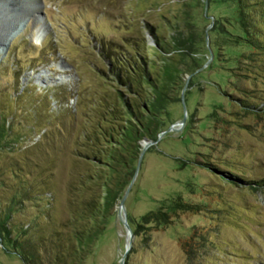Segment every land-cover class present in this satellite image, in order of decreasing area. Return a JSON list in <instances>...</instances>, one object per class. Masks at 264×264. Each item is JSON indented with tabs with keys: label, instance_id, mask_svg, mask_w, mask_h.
I'll use <instances>...</instances> for the list:
<instances>
[{
	"label": "rangeland",
	"instance_id": "obj_1",
	"mask_svg": "<svg viewBox=\"0 0 264 264\" xmlns=\"http://www.w3.org/2000/svg\"><path fill=\"white\" fill-rule=\"evenodd\" d=\"M22 1L12 0L10 4L0 0V26H5L1 24L4 20L14 23L3 32L5 46L0 50L1 103L5 104L8 95L28 87L27 95L7 104V112L15 115L13 130L22 137L18 145L22 149L39 139L36 131H30L34 123L27 115L30 110L39 104L40 119L48 121L44 117L46 95H55L51 103H58L61 114L67 116L75 106L79 80L81 88L89 90L102 83L96 69H107L97 56L98 44H94L92 35L118 39L123 32L121 28L114 29L121 24V11L143 30L145 24L163 22L159 19L174 15L178 9L176 0H37L30 6L39 8L38 12H31L37 20L34 23L24 8H18L23 7ZM226 1L190 0L191 19L200 40L195 58L202 65L183 77L185 123L181 124L184 111L180 94V101L169 108L167 132L146 147L124 202L127 222L128 216L141 222L147 212L177 196L198 205L199 211L178 213L168 224L142 225L134 237L131 227L130 234L122 224L117 206L83 264H120L127 248L123 264H264V116L255 114L264 111V79L256 78L253 86V75H238V69L230 72L229 67L238 66L234 50L215 45L220 40L230 43L231 37L223 26L229 13ZM133 3L143 11L134 12L130 6ZM41 25L46 32L38 37ZM228 30L235 32L230 27ZM171 34L170 29L167 35ZM147 40L152 43L150 35ZM244 66L239 65L241 72ZM230 81L238 89L255 92V98L233 93ZM238 98L248 100L251 109L239 108ZM66 119L67 127L59 139L55 125L46 129L56 130L50 139L56 140L58 148L69 151L77 129L70 117ZM69 126L73 129L69 130ZM42 142V149L49 148V142ZM51 153H55L54 149L47 152ZM64 161L57 156L53 168L57 198L50 217L55 223L63 217L61 206L69 166ZM200 161L214 165L215 169L203 168ZM222 164H230L235 170L228 171ZM225 171L234 177L224 174ZM34 173L39 174L40 170ZM26 178L31 180V176ZM0 182L8 188L13 178L6 172ZM6 188L0 185L1 203L10 196ZM14 219L25 228L32 222L44 221L33 202L23 204ZM191 236L196 241L191 242V247L185 246ZM189 252L195 254L192 263ZM0 264L25 263L0 242Z\"/></svg>",
	"mask_w": 264,
	"mask_h": 264
},
{
	"label": "trees",
	"instance_id": "obj_2",
	"mask_svg": "<svg viewBox=\"0 0 264 264\" xmlns=\"http://www.w3.org/2000/svg\"><path fill=\"white\" fill-rule=\"evenodd\" d=\"M226 3L229 13L223 19V26L231 37L230 43L221 40L216 43L215 38V45H226L234 50L238 66L229 67V71L238 69V75H253L251 85L254 86L256 78L264 79V0H227ZM175 4L178 9L174 15L159 19L165 24H145L142 30L121 11V24L114 29L121 28L123 32L118 39L92 35L94 44H98L97 56L107 69H96L102 83L89 90L81 88L79 80L75 106L68 110V117L61 114L58 103L55 106L51 103L55 95H46L48 104L44 117L48 121L40 119L39 104L27 114L34 122L30 131H36L39 136L31 146L25 149L18 146L22 137L13 130L16 118L13 112H7V104L27 95L28 87L8 95L5 104L0 101V177L7 172L13 178L8 188L0 182L10 193L7 200L0 201V242L25 264H83L115 215L134 177L142 142L157 140L167 129L169 108L180 101L183 77L202 65L195 58L200 40L191 19L190 0H176ZM130 6L134 12L143 11L136 3ZM170 29L172 34L167 35ZM241 63L246 65L243 72L239 67ZM230 83L233 93L255 98L252 90L238 89L232 81ZM243 98L237 99L238 107L251 109L249 101ZM255 114L264 116V111ZM69 117L77 130L67 151L62 146L58 148L56 140L50 138L56 130L58 139L63 136ZM52 124L57 128L54 132L46 129ZM71 127L69 130L73 129ZM43 140L50 143L49 148L42 149ZM52 149L56 154H47ZM57 156L69 165L61 206L63 217L59 223L50 217L57 198L53 184ZM222 165L228 171L235 170L230 164ZM200 166L210 171L215 169L214 165L202 161ZM31 168L40 173L35 174ZM228 171L223 173L232 176ZM26 176H31V180ZM28 202L35 203L44 221L32 222L25 228L16 222L14 214L21 212L23 204ZM198 211V205L177 196L147 212L141 222L128 216V223L136 237L142 225L168 224L178 213ZM190 238L185 246L191 247V242L196 241L193 236ZM188 256L192 263L195 254L189 252Z\"/></svg>",
	"mask_w": 264,
	"mask_h": 264
},
{
	"label": "water",
	"instance_id": "obj_3",
	"mask_svg": "<svg viewBox=\"0 0 264 264\" xmlns=\"http://www.w3.org/2000/svg\"><path fill=\"white\" fill-rule=\"evenodd\" d=\"M211 57H213L212 53H211ZM181 101H182V107H183V111H184V118L182 119L181 124H184L185 123V119H186V105H185L183 91H182V94H181ZM168 131H170V130H168ZM165 132H167V131L162 132V134H164ZM149 143H153V142L150 141V140H144L142 142V150H141V153H140V156H139V160H138V163H137L136 172L139 169L141 159H142V157L144 155V152L146 150V147L149 145ZM128 190H129V188H128ZM128 190L125 192L123 198L119 202L118 215H119V217L121 219L122 224L125 226L126 230L131 234L130 226H129L128 222H127L126 212H125V208H124V202H125L126 196L128 194ZM122 213H123V216H122ZM131 244H132V242L130 240L129 241V245L131 246ZM127 253H128V248L126 249L125 253L123 254L120 264H123V260L126 257Z\"/></svg>",
	"mask_w": 264,
	"mask_h": 264
},
{
	"label": "bare ground",
	"instance_id": "obj_4",
	"mask_svg": "<svg viewBox=\"0 0 264 264\" xmlns=\"http://www.w3.org/2000/svg\"><path fill=\"white\" fill-rule=\"evenodd\" d=\"M11 1L12 0H8V2L10 4H11ZM34 2L36 4L37 0H23L22 1V6L23 7H18V8L19 9H23L24 8V10H25L24 12H26L28 16L30 15L31 17H33L34 15H31V12H38L39 11V8H33L32 9L30 7V6H33ZM13 3H14L13 4L14 6L15 5L18 6V4H16L15 2H13ZM31 17H29V18H31ZM33 18H34V23H36L37 20L35 19V17H33ZM3 23L5 24V26H2V25L0 26V50H1L2 46H5L3 32L5 30H8L9 28H12V26L14 25L13 22H10L8 20H6V21L4 20L1 24H3ZM45 32H46V28L43 25L39 26V28L37 30L38 37L43 36L45 34ZM127 238H128V235H127Z\"/></svg>",
	"mask_w": 264,
	"mask_h": 264
}]
</instances>
